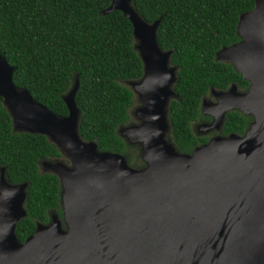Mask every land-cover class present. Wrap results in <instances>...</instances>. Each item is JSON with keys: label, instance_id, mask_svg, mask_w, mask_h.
<instances>
[{"label": "water", "instance_id": "1", "mask_svg": "<svg viewBox=\"0 0 264 264\" xmlns=\"http://www.w3.org/2000/svg\"><path fill=\"white\" fill-rule=\"evenodd\" d=\"M114 10L131 22L142 62L141 77L126 80L142 102L137 122L120 125L117 133L139 145L144 166L133 167L123 154L81 137L78 79L62 95L67 114L59 115L13 82L14 68L0 54V99L13 130L42 134L60 152L38 168L58 177L69 226L61 230L54 217L46 236L39 225L20 244L15 227L27 215L28 182L7 181L0 167V264H93L98 250L109 260L118 251L104 244L103 234L113 229H130L131 264H264V0L240 14V40L215 55L235 67L248 89L210 87L215 101L203 97L201 108L214 117L202 125L219 133L190 154L179 152L170 138L178 68L171 49L158 44L161 18L147 22L133 0H111L103 14ZM233 109L253 119L243 135H221Z\"/></svg>", "mask_w": 264, "mask_h": 264}, {"label": "trees", "instance_id": "2", "mask_svg": "<svg viewBox=\"0 0 264 264\" xmlns=\"http://www.w3.org/2000/svg\"><path fill=\"white\" fill-rule=\"evenodd\" d=\"M111 0H0V54L13 70V82L50 110L66 115L62 99L78 79L75 100L80 109L79 134L95 140L100 150L126 156L136 168L144 166L138 145L118 133L129 122L132 91L121 82L138 79L142 62L133 47V27L120 10L103 14ZM147 21L161 18L157 41L171 49L178 68L169 104L170 138L181 153H192L208 136L196 135L191 123L206 120L201 99L210 90L249 82L230 63L216 61V52L240 40V14L254 0H133ZM239 110L226 112L221 134H244L252 120ZM57 147L42 134L17 132L0 99V167L11 183L28 182L26 217L18 221L21 241L46 222L47 211L62 215L59 179L42 173L38 162L59 157Z\"/></svg>", "mask_w": 264, "mask_h": 264}, {"label": "flooded vegetation", "instance_id": "3", "mask_svg": "<svg viewBox=\"0 0 264 264\" xmlns=\"http://www.w3.org/2000/svg\"><path fill=\"white\" fill-rule=\"evenodd\" d=\"M249 86V85H248ZM237 87V86H236ZM238 89V88H237ZM248 89V87H247ZM244 90H239V91H242V92H245L247 91ZM210 92V90H209ZM206 96V95H205ZM204 96V97H205ZM203 98V97H202ZM202 100V99H201ZM233 110H239V109H233ZM230 111V110H229ZM241 113H243L241 110H239ZM201 112L204 116L205 113H203L202 111V108H201ZM228 112V111H227ZM245 115H248L246 113H243ZM211 116V121L213 120V115H210ZM253 118V117H252ZM208 120V119H206ZM201 121V120H200ZM204 121V120H203ZM224 121V120H223ZM252 121V120H251ZM195 122V121H194ZM192 122L191 123V127H192V124L194 123ZM209 123V122H207ZM203 124V123H202ZM250 124V123H249ZM223 125V124H222ZM222 128V126H221ZM195 129L197 132L200 130L199 126L196 124H194V127L192 128V130ZM220 132H221V129H220ZM217 133H219L218 131H216L215 129H210V130H207L204 134H198V135H205V136H208V140L206 142H208L212 137L216 136ZM230 134V133H229ZM222 135V134H221ZM228 135V134H227ZM243 135V134H242ZM203 144V143H202ZM62 211V209H61ZM26 217V216H25ZM47 221L46 222H35V226H34V230L31 234H28L23 241H21L19 239V237L17 236V233L15 231V235H16V238L18 240V242L20 244H23L27 238H29L30 236H33L35 235V233L37 232V226L39 225H42V229H38V231H45V233H42V234H48L49 233V229L53 227V221H54V217H56L55 219H57L60 224H59V227L61 230H64V231H67L69 229V226L65 223V220L63 218V213L62 215H59L56 211H53V210H48L47 211ZM17 225V224H16ZM16 229V227H15ZM129 231L128 232H122L121 230L119 231L118 229H113L112 232H108L106 234H103L104 237L108 238V241L106 240L104 242L105 245H107L108 243H111V247L113 249H117L118 253L113 256L111 259L109 260H105L104 257H103V253L102 251L98 250V253H101L100 255L97 256L96 260H95V263L93 264H131L130 263V229H128ZM124 231V230H123ZM44 236V237H45ZM126 246V247H125ZM35 264H40L38 262H36Z\"/></svg>", "mask_w": 264, "mask_h": 264}, {"label": "rangeland", "instance_id": "4", "mask_svg": "<svg viewBox=\"0 0 264 264\" xmlns=\"http://www.w3.org/2000/svg\"><path fill=\"white\" fill-rule=\"evenodd\" d=\"M76 79V78H75ZM75 79H74V81H75ZM123 85H125V86H127L132 92H133V102H132V104H131V106L129 107V109H128V112H129V116H130V118H129V122L128 123H126L127 125L129 124V123H136L137 122V119H136V117H135V110L139 107V106H141V104H142V102H141V100L139 99V97L137 96V94L133 91V86L131 85V83L129 82V81H122L121 82ZM205 98V100H206V103H213L214 101H215V97L211 94V92H208L207 94H206V96L204 97ZM202 111H203V109H202ZM205 115L208 117V120H197V121H195L193 124H192V128L194 127V124L196 125H198L199 126V128H200V130L197 132L195 129H193V132L196 134V135H198V134H204L206 131H205V127L202 125V123H207V122H209L210 123V121H211V116H209V114L208 113H205ZM126 124H124V125H126ZM124 138V137H123ZM130 145H137V144H130ZM139 146V145H138ZM140 148V147H139ZM125 156V155H124ZM125 158H126V156H125Z\"/></svg>", "mask_w": 264, "mask_h": 264}]
</instances>
